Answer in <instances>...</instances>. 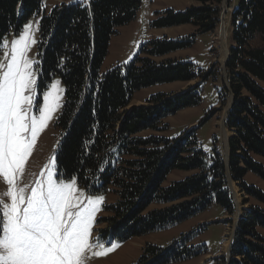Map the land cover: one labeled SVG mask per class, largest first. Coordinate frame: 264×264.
Here are the masks:
<instances>
[{
	"label": "trees",
	"instance_id": "obj_1",
	"mask_svg": "<svg viewBox=\"0 0 264 264\" xmlns=\"http://www.w3.org/2000/svg\"><path fill=\"white\" fill-rule=\"evenodd\" d=\"M191 1L195 5L181 12L155 13L150 28L190 25L197 34L214 32L224 0ZM140 2L74 1L45 12L41 0H0V43L17 35L32 16H40L37 103L55 79L64 89L54 124L57 174L74 178L90 195L113 192L115 203L103 208L109 217L97 221L106 224L99 233L102 240L125 242L180 225L213 204L232 215L227 170L255 204L237 222L225 264H264V193L243 181L247 173L264 181V167L254 159L264 160V0H235L229 14L232 46L225 72L232 105L224 126L233 135L227 166L215 148L210 164L206 162L197 145V128L175 139L154 135L166 131V118L201 103L208 76L187 61L166 59L192 47L197 34L150 39L130 62L102 72L110 39L134 20ZM199 77L202 82L183 91L157 93L144 105H132L140 90ZM175 171L190 175L165 186ZM192 238L182 235L165 249L147 245L135 264H174L205 255L203 246L190 244Z\"/></svg>",
	"mask_w": 264,
	"mask_h": 264
},
{
	"label": "rangeland",
	"instance_id": "obj_2",
	"mask_svg": "<svg viewBox=\"0 0 264 264\" xmlns=\"http://www.w3.org/2000/svg\"><path fill=\"white\" fill-rule=\"evenodd\" d=\"M82 0H79L81 2ZM235 0H224L221 4L219 25L212 33L197 34L195 28L190 25L174 27L170 29H151L150 21L154 14L164 10H173L181 12L186 8L195 5L191 0H141L139 9L135 18L128 25L117 30V35L112 36L109 42L108 54L102 66V72L109 70L115 65L127 64L137 53L141 44L146 43L150 39L166 37L168 39L183 38L191 34H197L192 47L170 54L166 59L172 61L184 60L191 63L196 71H202L201 75L208 76L207 80L201 86V103L194 108H187L179 111L174 116H170L163 121L167 127L166 131L154 133L156 136L164 137L166 139H175L183 132L190 128H197L196 140L199 149L205 154L206 162L210 164V158L213 155L214 148L221 154L223 158L226 156V146L229 138L233 135L224 126L226 113L232 95L228 91V83L226 80V72L224 66V59L226 56L221 54V41L219 35L223 29L226 36L224 38L225 49L229 53V48L232 46L231 42V27H230V12L232 4ZM61 4L60 0H41L42 10L48 12L55 5ZM39 15L32 16L21 28L17 35L10 34L4 40L9 42L17 39L20 33L23 32L26 25H31L30 33L31 39L35 41L28 51V57L34 62L33 69L37 63L36 43L38 38ZM3 42V41H2ZM2 58V50L0 54ZM36 73V71H35ZM59 81L55 79L52 83ZM202 82L199 77L189 83H173L169 85H158L147 89L138 91L134 95L132 105H144L145 100L151 95L157 93L171 94L178 93ZM51 83V84H52ZM50 87V86H49ZM59 88L63 89L59 81ZM49 88L46 90L48 91ZM44 91V92H46ZM43 92V93H44ZM40 102L37 103L38 95L36 93V103L42 104V96ZM60 107L53 114L52 119L47 123V126L42 130L34 145V150L31 153L25 167L24 174L20 180V186H29L41 177L43 171L46 175L47 167H53L55 172L54 178L63 179L58 176L56 171V157L55 150L58 142V132L54 128V124L61 112L64 89L60 93ZM33 114L38 115V108L34 105L32 109ZM205 120V121H204ZM204 121L203 124L200 122ZM200 125V127H199ZM225 133H227V140H225ZM149 134V133H147ZM258 163L264 167V160L258 157L254 158ZM190 173L173 172L167 178L166 183L169 185L172 182L182 180L189 176ZM74 179V178H72ZM70 180L63 179L65 182ZM248 186H253L264 193V181L252 173H247L243 179ZM77 182V181H76ZM79 191L85 194V197H103L99 209L94 217V226L92 228V235L90 243H99L105 247L115 245V248L101 257H95L93 253L102 249H92L91 252L86 253L85 264H135L140 256L143 254L147 245H154L158 248H168L171 244L179 239L182 235H192L190 244L192 246H203L206 254L198 258L190 259L180 263L174 264H225L228 261L226 253V246L230 244L234 229L239 220L243 217L245 212L255 203L248 200L238 187V184L230 181V192L234 202V213L226 215L223 209L213 204L205 212L196 217L170 228L165 231L152 233L146 236L133 238L129 241L118 242L116 240H102L100 231L106 227V224H97V221H103L109 217V214L103 212L104 206H110L115 203L116 197L113 192H108L99 195H90L88 192L77 183ZM235 189V190H234ZM6 190L5 184L0 181V193ZM157 208L152 206L151 209ZM240 214L237 217V214Z\"/></svg>",
	"mask_w": 264,
	"mask_h": 264
},
{
	"label": "snow or ice",
	"instance_id": "obj_3",
	"mask_svg": "<svg viewBox=\"0 0 264 264\" xmlns=\"http://www.w3.org/2000/svg\"><path fill=\"white\" fill-rule=\"evenodd\" d=\"M31 25L9 45L0 43V264H85L86 253L95 257L111 252L90 243L94 217L103 197H85L72 179L54 178L53 167L42 171L29 188L20 186L26 163L39 133L61 106L59 81L36 103L37 77L28 57ZM38 115L33 114V106Z\"/></svg>",
	"mask_w": 264,
	"mask_h": 264
},
{
	"label": "water",
	"instance_id": "obj_4",
	"mask_svg": "<svg viewBox=\"0 0 264 264\" xmlns=\"http://www.w3.org/2000/svg\"><path fill=\"white\" fill-rule=\"evenodd\" d=\"M219 20H222L221 17H220ZM228 58H229V53H228V55H227L226 58H225L224 66H223V67H225V63H226V61L228 60ZM231 105H232V100H231V102H230V105H229V107H228V110L230 109ZM228 110H227V112H228ZM228 157H229V148H228V144H227V146H226V156H225V158H224V163H225L226 166H227ZM226 177H227V182H228V188H229V190H230V181H231V179H230V177H229V174H228V171H227V170H226ZM230 191H231V190H230ZM240 218H241V217H239L237 220H239ZM235 228H236V227H235ZM234 230H235V229H234ZM229 246H230V244H229ZM229 246H228V249H227V256H228V259H229Z\"/></svg>",
	"mask_w": 264,
	"mask_h": 264
},
{
	"label": "bare ground",
	"instance_id": "obj_5",
	"mask_svg": "<svg viewBox=\"0 0 264 264\" xmlns=\"http://www.w3.org/2000/svg\"><path fill=\"white\" fill-rule=\"evenodd\" d=\"M224 29V28H223ZM221 30V33H220V35H219V39H220V41H221V44H222V46H221V54H222V56L224 57V56H227L228 55V53H227V51H226V49H225V44H224V38H225V36H226V34H225V32H224V30ZM226 58V57H225ZM225 60V59H224ZM227 114V113H226ZM225 140H227V133H225ZM235 190V189H234ZM239 213L237 214V217H239ZM226 253H227V249H228V244H227V246H226Z\"/></svg>",
	"mask_w": 264,
	"mask_h": 264
},
{
	"label": "crops",
	"instance_id": "obj_6",
	"mask_svg": "<svg viewBox=\"0 0 264 264\" xmlns=\"http://www.w3.org/2000/svg\"><path fill=\"white\" fill-rule=\"evenodd\" d=\"M74 1H79V0H60L61 3H65V4L70 3V2H74ZM82 1H85V0H82ZM168 29H170V28H168Z\"/></svg>",
	"mask_w": 264,
	"mask_h": 264
}]
</instances>
